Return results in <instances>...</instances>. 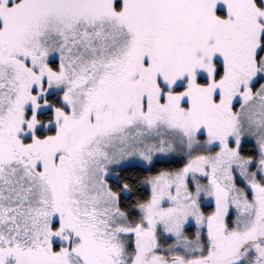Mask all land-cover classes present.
Segmentation results:
<instances>
[{
  "label": "snow or ice",
  "instance_id": "obj_1",
  "mask_svg": "<svg viewBox=\"0 0 264 264\" xmlns=\"http://www.w3.org/2000/svg\"><path fill=\"white\" fill-rule=\"evenodd\" d=\"M0 264H264V0H0Z\"/></svg>",
  "mask_w": 264,
  "mask_h": 264
}]
</instances>
